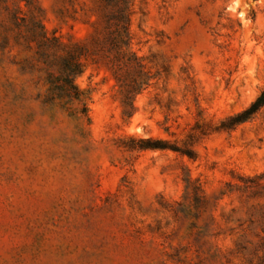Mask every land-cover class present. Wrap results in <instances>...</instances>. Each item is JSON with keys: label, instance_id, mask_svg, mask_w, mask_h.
Listing matches in <instances>:
<instances>
[{"label": "rangeland", "instance_id": "obj_1", "mask_svg": "<svg viewBox=\"0 0 264 264\" xmlns=\"http://www.w3.org/2000/svg\"><path fill=\"white\" fill-rule=\"evenodd\" d=\"M130 4V50L155 79L127 119L84 59L87 124L44 103L35 45L4 30L0 0V264H264V108L230 127L264 89V0ZM34 5L7 1L22 30ZM36 5L67 48L104 34L100 0Z\"/></svg>", "mask_w": 264, "mask_h": 264}, {"label": "trees", "instance_id": "obj_2", "mask_svg": "<svg viewBox=\"0 0 264 264\" xmlns=\"http://www.w3.org/2000/svg\"><path fill=\"white\" fill-rule=\"evenodd\" d=\"M7 1L1 0V4L9 24L2 26L7 33L15 34L16 39L35 45L41 60V71L45 75L47 90L43 101L46 105L58 106L68 117L83 118L87 124L90 123L88 96L74 83L75 78L83 73V60L90 58L93 63L102 64L110 74L120 100L122 116L129 119L133 115L135 98L152 84L155 74L142 58L130 50L128 27L131 0H100L105 9L101 16L104 34L92 37L89 48L85 45L67 48L59 38L48 36L38 18L36 0L32 1L38 16L31 15L26 30H22L23 26L18 23L19 10L9 9ZM262 108L264 89L246 109L230 118V127L248 121ZM131 140L137 143L135 148L140 151L166 149L165 142L161 140Z\"/></svg>", "mask_w": 264, "mask_h": 264}]
</instances>
